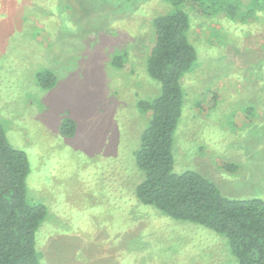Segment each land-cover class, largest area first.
Wrapping results in <instances>:
<instances>
[{
  "label": "rangeland",
  "instance_id": "374dc122",
  "mask_svg": "<svg viewBox=\"0 0 264 264\" xmlns=\"http://www.w3.org/2000/svg\"><path fill=\"white\" fill-rule=\"evenodd\" d=\"M229 4L233 17L225 5L186 9L196 62L181 79L173 172L264 202V6ZM171 10L165 0H0V125L27 155L28 203L46 209L35 234L41 263L237 264L223 236L128 198L143 179L135 152L149 121L136 104L159 92L146 73L151 22ZM55 114L74 118L75 134H110L96 140L99 162L50 137Z\"/></svg>",
  "mask_w": 264,
  "mask_h": 264
},
{
  "label": "trees",
  "instance_id": "16d2710c",
  "mask_svg": "<svg viewBox=\"0 0 264 264\" xmlns=\"http://www.w3.org/2000/svg\"><path fill=\"white\" fill-rule=\"evenodd\" d=\"M165 1L172 10L153 18V40L146 58V73L159 84V92L152 101L136 104L138 110L149 114V121L135 152V164L143 172L134 190L135 200L156 208L162 216L223 236L237 264H264V202L229 199L198 173L173 172L171 146L182 113L181 79L196 62V51L187 38L190 20L186 9L199 12L207 5H225L233 17L236 8L229 0ZM256 1L264 6V0ZM115 62L112 64L119 66ZM50 76L45 74L43 86L49 87ZM59 131L65 138L73 137L75 122L65 118ZM222 164L224 171H237L233 164ZM28 174L27 155L9 144L0 125V264H43L36 253L35 234L46 209L28 203Z\"/></svg>",
  "mask_w": 264,
  "mask_h": 264
},
{
  "label": "crops",
  "instance_id": "0c3cea01",
  "mask_svg": "<svg viewBox=\"0 0 264 264\" xmlns=\"http://www.w3.org/2000/svg\"><path fill=\"white\" fill-rule=\"evenodd\" d=\"M50 116H53V114ZM55 116H57L58 120H59V116L57 114H55ZM64 119H65V117L62 118V121ZM48 120L50 121V130L48 129L47 132L51 131L52 133H54V134H49V135H50V137L56 139V137L58 136V133H60L59 129H60V125L62 122L59 123L60 120L55 122L54 118H50ZM72 120L74 121V118ZM25 121H31V120H25ZM32 121L37 123V117L35 118V120H32ZM47 124L48 123H46V125ZM52 128H54L55 131L51 130ZM98 136L104 137L106 139L110 138V134H94L92 132H88V134L83 135L82 132L79 133L77 131V133L73 137L66 138L67 140H65V144H67L68 147L72 146V148H74V150L84 151L86 153V156L90 160V162L95 165V163L99 162V160L103 154L102 151L100 150V149H102V147L99 148V146H97L96 140H97ZM113 136L116 137V134H113ZM30 145H32V144H30ZM86 146H89L90 149L86 148ZM33 147L36 148L34 151V154L37 156V153L40 152V149H38L37 146H33ZM108 149L111 150V144L108 145ZM37 158H38V156H37ZM102 184H103V182H102ZM132 195H133V192H132ZM133 197H134V195L128 196V198H130L131 201L134 200L135 197L134 198ZM114 247H116V246H114Z\"/></svg>",
  "mask_w": 264,
  "mask_h": 264
}]
</instances>
